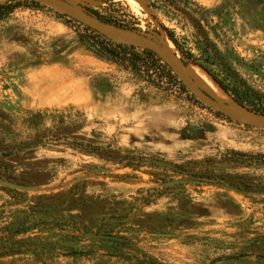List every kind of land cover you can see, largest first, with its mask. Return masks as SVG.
Here are the masks:
<instances>
[{"label":"rangeland","instance_id":"374dc122","mask_svg":"<svg viewBox=\"0 0 264 264\" xmlns=\"http://www.w3.org/2000/svg\"><path fill=\"white\" fill-rule=\"evenodd\" d=\"M15 1L0 21V264H264V129L88 45L148 49L134 37L50 0L0 5ZM61 1L171 46L264 120V0Z\"/></svg>","mask_w":264,"mask_h":264},{"label":"trees","instance_id":"16d2710c","mask_svg":"<svg viewBox=\"0 0 264 264\" xmlns=\"http://www.w3.org/2000/svg\"><path fill=\"white\" fill-rule=\"evenodd\" d=\"M103 1L108 4L111 2V0ZM19 6L20 3L17 1L0 5V21L14 13ZM94 12L101 22L109 23L108 21H104L96 11ZM86 30L95 32L91 27H87ZM171 40L183 56L189 60H193V56L186 52L175 39L171 37ZM88 45L98 56L130 72L138 83H147L156 88H161L164 79L168 82H177L179 80V77L174 74L171 66L162 56L150 49H139L134 46L116 43L107 39H97L93 42H89ZM215 80L237 104L245 108V105L240 99L234 97L222 83L217 81V79Z\"/></svg>","mask_w":264,"mask_h":264},{"label":"water","instance_id":"95a60500","mask_svg":"<svg viewBox=\"0 0 264 264\" xmlns=\"http://www.w3.org/2000/svg\"><path fill=\"white\" fill-rule=\"evenodd\" d=\"M53 1L57 4H59L63 9L65 14L69 15L70 17H72L73 19L87 25L88 27H91L92 29H96V30H102V29H109V30H114V31H119L122 33H125L131 37H134L135 39L138 40L139 43L147 46L148 49L158 53L159 55L162 56H167L170 59V63H168L172 70L174 71V74H176L179 79L196 95H198L200 97V99L202 100L203 103H205L207 106H209L210 108H212L214 111L224 115L225 117L238 122L244 126L247 127H252V128H259V129H264V121H253V120H249L246 118H243L239 115H236L232 112H229L227 110H225L224 108L220 107L211 97H209L206 93H204L202 90L197 89L195 87H193L179 72L178 70V64L179 61L177 59V56L167 47L162 46L160 44H158L157 42L145 37L144 35L139 34L136 31L133 30H129V29H124V28H119L116 27L112 24L109 23H104V22H98L97 26L92 25L90 22L85 21L84 19H82L78 14H76L75 12H73L72 8L69 7L65 2L61 1V0H50ZM186 181H172L169 183H165L164 185L166 187H171V186H176V185H181L184 184ZM90 237H96L97 236H90ZM100 238V237H99Z\"/></svg>","mask_w":264,"mask_h":264},{"label":"bare ground","instance_id":"6f19581e","mask_svg":"<svg viewBox=\"0 0 264 264\" xmlns=\"http://www.w3.org/2000/svg\"><path fill=\"white\" fill-rule=\"evenodd\" d=\"M3 0H0V2ZM67 1V0H66ZM76 2L79 0H68V2ZM83 19V18H82ZM85 20V19H84ZM87 22H91L90 19L85 20ZM111 34V33H110ZM115 35V34H114ZM137 40V39H136ZM138 41V40H137ZM170 45V44H169ZM168 49L171 50V46L165 45ZM173 52V50H171ZM175 53V52H173ZM178 70L181 75L195 88L202 90L209 97H211L220 107L225 110L232 112L236 115H239L243 118L253 120V121H264L257 119L248 118L247 113L239 109L234 102L230 99V97L221 89L218 83L203 69L195 65L182 66L181 63L178 64ZM248 115V116H247Z\"/></svg>","mask_w":264,"mask_h":264}]
</instances>
